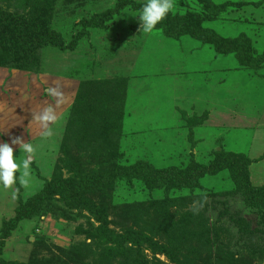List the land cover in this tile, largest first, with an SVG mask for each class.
<instances>
[{
  "label": "rangeland",
  "instance_id": "rangeland-1",
  "mask_svg": "<svg viewBox=\"0 0 264 264\" xmlns=\"http://www.w3.org/2000/svg\"><path fill=\"white\" fill-rule=\"evenodd\" d=\"M146 3L0 0V264H264V0Z\"/></svg>",
  "mask_w": 264,
  "mask_h": 264
},
{
  "label": "clouds",
  "instance_id": "clouds-1",
  "mask_svg": "<svg viewBox=\"0 0 264 264\" xmlns=\"http://www.w3.org/2000/svg\"><path fill=\"white\" fill-rule=\"evenodd\" d=\"M174 7L175 5L172 3V0H147V3L143 5L138 16L139 22L142 25V31L151 32L158 23L166 18L167 14L173 10ZM48 91L50 94H55L54 89H49ZM50 111L51 109L45 110V114L41 119H52L53 117L48 115ZM12 144H19L22 146L23 152L26 155L25 158L20 161L19 157L14 158V150L9 143H0V185L7 188L16 183L17 179H19L21 185L27 187L28 180L26 177L29 176L28 170L34 154V147L32 144L24 143L19 139H13ZM18 171L21 172L19 178L16 175Z\"/></svg>",
  "mask_w": 264,
  "mask_h": 264
},
{
  "label": "trees",
  "instance_id": "trees-1",
  "mask_svg": "<svg viewBox=\"0 0 264 264\" xmlns=\"http://www.w3.org/2000/svg\"><path fill=\"white\" fill-rule=\"evenodd\" d=\"M244 64H247V63L244 62ZM134 226L136 227V224ZM126 236H128L130 238L129 240L131 242V239L135 236V233L134 232L133 233L127 232ZM117 250H119L118 254H119V256H121V262H122L121 264H130V263L136 264L137 263V260L133 259V256L136 254V252L133 253L130 248L123 247L122 245L118 244ZM105 251H111L112 253H114V250L112 251V248L105 249ZM76 255L77 256L81 255V252L77 253ZM107 259L108 258L105 259V257H104V261ZM102 263H103V261H100V264H102ZM33 264H36V263H33ZM104 264H106V263L104 262Z\"/></svg>",
  "mask_w": 264,
  "mask_h": 264
}]
</instances>
